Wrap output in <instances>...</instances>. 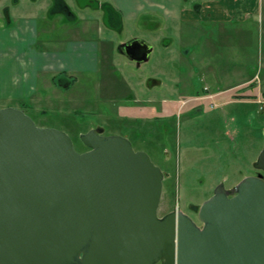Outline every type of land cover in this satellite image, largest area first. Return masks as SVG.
Here are the masks:
<instances>
[{"label": "rangeland", "instance_id": "1", "mask_svg": "<svg viewBox=\"0 0 264 264\" xmlns=\"http://www.w3.org/2000/svg\"><path fill=\"white\" fill-rule=\"evenodd\" d=\"M65 1L77 16L74 23L64 15L49 18L53 0H0V108L24 109L37 126L61 129L73 138L95 124L120 128L121 114L135 113L133 105L145 111L149 105L145 99L168 93L170 82L186 81L189 95L206 82L210 92L215 91L216 81L224 77V86H232L236 78L226 75L233 61L240 79L256 71L264 79V0H258L236 23L213 24L207 30L209 22H186L185 14L193 1L205 5L211 0ZM4 7L9 8L8 23ZM108 7L121 15L120 27L99 32L101 15ZM62 19L69 23V31L59 29ZM133 36L153 46L149 60L140 66L117 50L118 43ZM92 39L98 41L100 59L95 68L76 51L84 41L88 43L84 49L91 47ZM104 52L109 60L102 59ZM54 57H62L60 72L43 67ZM196 60L203 61V66ZM65 72L76 81L69 88L55 86L53 75L59 73L64 79ZM204 72L207 81L202 78ZM156 80L161 85L154 84ZM251 85L255 88L246 84L217 96L215 107L210 106L211 98L204 100L199 112H194L198 106L192 101L178 113L165 136L156 130L150 134L142 126L141 140L133 148L145 151L165 174L159 216L175 206L200 222L192 205H201L219 183L228 188L257 173L253 163L264 147V112L257 102L231 101L232 93L251 100L257 93V85ZM157 137L167 139L154 140ZM74 147L83 149L77 142Z\"/></svg>", "mask_w": 264, "mask_h": 264}, {"label": "water", "instance_id": "2", "mask_svg": "<svg viewBox=\"0 0 264 264\" xmlns=\"http://www.w3.org/2000/svg\"><path fill=\"white\" fill-rule=\"evenodd\" d=\"M139 43L146 61L152 46ZM63 130L0 108V264H264V147L197 209L158 215L164 172L124 136Z\"/></svg>", "mask_w": 264, "mask_h": 264}, {"label": "flooded vegetation", "instance_id": "3", "mask_svg": "<svg viewBox=\"0 0 264 264\" xmlns=\"http://www.w3.org/2000/svg\"><path fill=\"white\" fill-rule=\"evenodd\" d=\"M217 5L220 9V12L218 14H220V17L217 19H213V20H209V23L206 25V27H204V29H211L213 24H222V23H233L236 21H238L236 19L235 16V12L233 11V9L229 6V4L227 2H225V0H217ZM250 11H248L247 13H249ZM5 13L4 15H8V8L5 7ZM49 18L50 19H54L56 15H64L67 17V21H71V22H75L77 20V16L75 15V13H73L70 10L69 5L66 3L65 0H53V5L50 7V11H49ZM246 13V14H247ZM210 14V13H207ZM209 16V15H208ZM102 19L100 20V27H98V31L102 32L103 29H106L108 31V29H114L117 30V28L120 27V23H121V15L120 14H116V12L108 7L104 14L101 15ZM203 17V10H202V5L199 3H197V1H193L192 2V8L190 10V12H187L185 14V21L189 22V23H202L204 22V24L207 23V20L201 18ZM201 18V19H199ZM56 19V18H55ZM61 25L58 24L59 29H61L62 31H69V27L66 21L64 22L63 19L60 22ZM55 24H57V21L55 20ZM203 24V23H202ZM72 27V26H71ZM72 29V28H71ZM190 32V30L188 31ZM107 34H109L108 32H106ZM134 39H143L145 40L143 37L140 36H133L128 40H125L123 42H120L117 44V50L124 56L126 57L130 62H132L135 66H140L143 62H146L147 60H149L152 52H153V46L150 44L149 41H147L151 46H152V50L149 53V57L146 61H141L139 64L137 63V59H132V58H138V57H142V47L141 44L139 43H135V44H131L128 45L127 43H129L130 41L134 40ZM233 40V39H231ZM234 41V40H233ZM87 41L82 42V45H79V47L77 48V55L78 57L82 59L83 62H86L88 65H90L91 63L95 66L97 65V62H100V59H98L97 56V46H98V41L96 39H92V41H88L91 45V47H88L87 49H84V43H86ZM97 42V43H96ZM237 47V45H236ZM110 48V47H109ZM105 48L106 51L110 50V49ZM186 49V48H185ZM190 50V48H189ZM188 50V52H189ZM187 52V54H188ZM94 56V57H93ZM110 57L109 55H106V52H104L102 54V59L105 60H109ZM111 60V59H110ZM88 61V62H87ZM235 63L233 61L232 64V68H230V70H232L231 72H228L226 77L230 78H237V69L234 70L235 68ZM58 72H60L59 70H57ZM251 72V71H250ZM250 74V73H249ZM54 78V83L57 86H64V88H69L70 85L72 84V82L76 81L75 76H73L72 73H64V79L59 78V73L53 75ZM204 76L202 75V78ZM59 78V79H58ZM225 79V77H224ZM204 80V79H203ZM237 81V80H236ZM218 86H216V90L213 92H210V87L205 84L203 85V87L201 88H196L194 90V94L193 95H189L187 92H185V89L187 88L188 90V86L186 85V81H173L170 82V86H171V90L168 91V93H166L163 96H157L155 99H145V101L147 103H149V105L144 109L145 111H138V106L133 105V112L135 113H127V114H121L120 115V119H119V126H121L120 128H116V129H106V127L100 125V124H95L93 127L87 129L84 132H87L90 129H101L100 134L103 135H109V134H118L121 136L126 137L127 139H129V141L131 142L132 146L135 142L141 140L139 136V133L141 132L142 126H144L145 129H147L149 132H151L150 134H155V130L160 132L162 135L165 136V134L169 133L171 126L173 125V123L176 120V116L178 115L179 112H181V110L183 111L186 110L185 106L192 103V101L194 102V104H196L195 106H198L197 109L194 110V112H199L202 107L201 104L204 100H207L208 98L212 99V103H211V107H215L216 103H218V98H216L217 96H219V94L224 93V91L228 92H233L234 89H236L237 87H240V84H233L232 86L229 87H225L222 82V80L216 81ZM233 82V80H232ZM154 84L156 85H161V81L156 80L154 82ZM252 84V83H251ZM250 86L253 88H255V86L253 87V85ZM257 92L264 95V87L263 86H258L257 87ZM239 93H232L231 96H235L238 95ZM261 95V96H262ZM189 110V109H188ZM138 111V112H137ZM187 112V111H186ZM112 125V123H111ZM151 130H153L154 132H152ZM83 132V133H84ZM81 133L78 134L77 138H73L71 137V139L73 140V143L77 142L80 147H83L81 151H85L88 148L85 147L79 140V135ZM167 137L165 138H154V140H166ZM258 172V171H256ZM231 187V186H230ZM228 187V188H230ZM192 210L194 212V215L197 216V209H198V205H192L191 206ZM175 209H179L177 207H172L170 210L166 211L170 212L173 211ZM165 213H163L162 215H164ZM160 215V216H162ZM193 220L198 224L201 225V222H197L194 218Z\"/></svg>", "mask_w": 264, "mask_h": 264}, {"label": "crops", "instance_id": "4", "mask_svg": "<svg viewBox=\"0 0 264 264\" xmlns=\"http://www.w3.org/2000/svg\"><path fill=\"white\" fill-rule=\"evenodd\" d=\"M225 2H227L228 4H229V6L233 9V11L235 12V16H236V19L237 20H241V19H243V18H245L246 17V13L248 12V11H250L251 9H253L254 8V5L256 6V4L258 3V0H225ZM202 9H204V11L207 13H210V14H203V17H201V18H203V19H205V20H207V22H209V20H213V19H217V18H219L220 17V14H218L219 12H220V9H219V7H218V5H217V1H213V0H211V1H208V3H205V5L203 4L202 5ZM3 13H5V7H4V9H3ZM6 14V13H5ZM10 13H9V8H8V15H4V18H5V22L6 23H8V22H10L11 21V18H10V15H9ZM209 15V16H208ZM200 18V19H201ZM238 47V46H237ZM94 57V56H93ZM55 58V57H54ZM55 62V63H54ZM54 62H50V63H48V64H44L43 65V67L45 68V69H50V67L52 68V69H54V70H60V67H61V63H62V57H56L55 58V61ZM199 66H203V61H200V64L198 63V61L196 60L195 61ZM194 62V63H195ZM92 64V63H91ZM90 64V65H91ZM93 65V64H92ZM94 66V68H95V64L93 65ZM195 68H196V65H195ZM70 72H71V70H69ZM238 76H237V78H236V80L237 81H235L234 83L235 84H240V86H244V85H246V84H256L257 85V87L258 86H263L264 87V79H259L258 78V74H257V71L256 72H254V74H252V76H250V77H248V78H244L245 76H243V78L242 79H240V76H242V75H240V73L238 72V74H237ZM240 75V76H239ZM204 77H203V79L205 80V81H207L206 79V77H207V75H205V72H204V75H203ZM54 78L55 77H52V81L54 82ZM223 81V84H225L224 83V79L222 80ZM206 84L208 85V84H210V83H208V82H206ZM227 84V83H226ZM225 84V85H226ZM55 86H57L56 84H55ZM210 86V85H209ZM217 86V85H216ZM226 91H224V93H225ZM224 93H221V94H219V96L220 95H223ZM258 95H262V94H260V93H255V96H251V100L248 98V97H243V98H241V99H239L238 98V96H239V94L238 95H235V96H231V98H235V99H231V101H234V102H237L239 105H241V104H243V103H246V102H254V103H256V100H257V98H259V96ZM226 97H229V96H226ZM262 97V96H261ZM222 98H224V97H222ZM230 98V97H229ZM236 98H238V99H236ZM223 100V99H222ZM219 102V101H218ZM221 102V101H220Z\"/></svg>", "mask_w": 264, "mask_h": 264}, {"label": "built area", "instance_id": "5", "mask_svg": "<svg viewBox=\"0 0 264 264\" xmlns=\"http://www.w3.org/2000/svg\"><path fill=\"white\" fill-rule=\"evenodd\" d=\"M256 102L258 103L259 110L264 112V99L257 98Z\"/></svg>", "mask_w": 264, "mask_h": 264}]
</instances>
